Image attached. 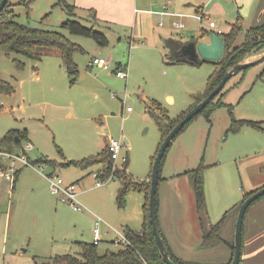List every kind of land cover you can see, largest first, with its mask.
I'll list each match as a JSON object with an SVG mask.
<instances>
[{
	"label": "rangeland",
	"instance_id": "1",
	"mask_svg": "<svg viewBox=\"0 0 264 264\" xmlns=\"http://www.w3.org/2000/svg\"><path fill=\"white\" fill-rule=\"evenodd\" d=\"M180 1L137 0L138 9L151 10L135 29L97 19L95 10L79 4V0H9L17 22L60 32L83 51L73 54L76 75L66 72L58 52L40 61L0 55V78L15 88L10 95H0V138L10 129L24 132L26 138L11 152H25L35 164L26 166L15 159L12 166L17 178L12 183L0 174V264H48L55 255H74L80 242H91L98 218L102 220L101 254L115 249L110 243L115 234L112 229L122 231L127 225L134 231L142 228V205L146 201L142 193L128 191L125 206L120 208L117 194L121 178L115 176L97 186L94 173L102 169L100 164L82 169L63 163L96 156L112 137L124 145L116 168L124 165L121 157H126L128 181L149 182L164 138L153 117L179 121L196 104L195 96L205 94L206 80L214 70L208 61L192 65L171 56L175 42L185 37L182 31L190 29L194 39L204 41L206 33L201 32L209 29L210 20L224 33L230 31L232 23L242 21L240 41L246 29L264 24V13L252 19L258 0H192L208 18L195 17L200 12L187 13L193 17L177 18L184 24L183 29L177 28L172 24L175 18L160 15V11H165L164 3L170 12L180 10ZM68 20L93 28L105 40L71 33L64 26ZM241 45L235 42L230 51ZM95 56L107 60L109 68L89 66ZM14 57L22 67L16 65ZM117 66L126 70V78L115 75ZM214 102L223 103L209 113H199L173 139L159 175L160 232L177 257L193 264L230 257L226 244L200 248L208 229L202 224H207V218L211 224L218 222L244 194L250 196L264 187V61L233 75ZM38 158L51 160L52 165L37 163ZM0 164L5 171L12 159L0 155ZM195 169L203 176L206 204L202 211L197 208L189 180ZM49 173L76 185L82 210H74L49 191ZM237 213L230 215V242H234Z\"/></svg>",
	"mask_w": 264,
	"mask_h": 264
},
{
	"label": "trees",
	"instance_id": "2",
	"mask_svg": "<svg viewBox=\"0 0 264 264\" xmlns=\"http://www.w3.org/2000/svg\"><path fill=\"white\" fill-rule=\"evenodd\" d=\"M15 16L16 15L13 4H11L8 0L4 8L0 11V55L4 54L8 57H10L11 55H19L25 58L40 61L44 56L50 55L53 52H58V55L61 59V65L65 68L66 72L69 75L78 74V66L73 60V54L77 51H83L79 44L69 40V38H67L60 32L34 28L28 25L21 24L16 21ZM64 26L68 28L73 34L93 37L96 39H100L101 42L105 40L102 33L95 31L93 28L83 26L79 21L68 20L64 23ZM242 30V21L232 23L230 31L228 33H224L222 31V33L220 34L224 40V56L221 57V59L217 62L202 60L211 62L214 65V70L206 80L205 94L202 97L195 96V98H197V102L204 98L218 84L227 69H229L236 63L243 61L244 57L264 50V24H262L246 29L243 32L244 37L241 47L232 49L230 51V47H232V45L236 42L237 36ZM201 33L207 34L208 31L203 29ZM13 61L18 67H22L23 63L17 57H14ZM118 67L119 66H117L115 70ZM14 91L15 88L10 81L0 78V95H10ZM214 99L215 98H213V100H211L209 104L203 109L202 112L204 114L206 112L209 113V111L213 107H216L220 103H223H215ZM153 119L164 137L178 122L177 121L173 123V121L167 116L164 120L161 116H154ZM251 124L256 125V123L252 122ZM16 136L19 137L18 141H15ZM24 137L26 138V134L24 132L20 133L17 129H10L3 137L0 138V152L12 151L13 147L15 145H18L20 140ZM37 163H47L52 165L51 160H44V158H38ZM96 163L102 166V169H98L101 179H105L106 176L111 174L112 160L110 159V153L106 144H104L101 152L96 156H91L83 160H67V162L63 163V165L80 166L82 169H86L88 167L96 165ZM126 163L127 162H125L121 168L115 169L112 176H116L122 179V187L118 190L117 194L118 206L120 208H123L125 206L126 194L128 191H136L142 193L146 199L142 207L144 217L142 229L140 231H134L129 228L125 229L126 235L131 241V246L106 249V251L101 254L98 251V245H95L92 242H80L79 251H77L76 254L71 255L65 253L55 255L52 258V262L48 264H165L158 252L154 235L151 230V224L149 222L148 201L150 183L147 181L135 184L130 183L128 181V175L126 172ZM0 167H2L1 164ZM189 180L194 186L197 208L199 211H202L203 209H205L206 204L205 195L203 192L202 173L198 169L193 170L189 174ZM248 196L249 194H244L242 201L228 209L218 222L211 224L209 223V220L207 218L206 222L208 225V229L204 230L200 242V248L215 247L223 242L224 239L221 236L222 225L231 214L234 215L235 212H238L241 203ZM263 197L264 195L252 202L251 205L262 199ZM200 219H202V217ZM202 227H205L204 222L202 224ZM164 244L172 260L179 264H189L173 255L170 252L166 241H164ZM229 245L233 254V242L231 241Z\"/></svg>",
	"mask_w": 264,
	"mask_h": 264
},
{
	"label": "water",
	"instance_id": "3",
	"mask_svg": "<svg viewBox=\"0 0 264 264\" xmlns=\"http://www.w3.org/2000/svg\"><path fill=\"white\" fill-rule=\"evenodd\" d=\"M8 0H0V11L4 8ZM204 41H198L194 38L187 39L185 41L177 40L175 42L176 49L171 51V56L177 61L186 64H199L202 60L219 61L224 51V40L221 35H217L214 32H208ZM264 61V51L256 58L243 60L229 69L223 74L218 84L200 101H198L169 131L164 137L157 154L155 156L152 172L150 176V189H149V222L151 224V230L154 235L155 243L158 252L165 264H179L176 263L169 256L165 244L163 242L160 227L157 218V191L159 184V172L161 168L162 159L165 156L167 148L172 143L175 136L184 128V126L190 122L195 116H197L203 109L209 104L213 98L222 90L227 81L233 76L252 65L258 64ZM19 137H15V141H18ZM264 195V187L254 192L252 195L244 199L241 203L237 218L235 221L234 229V251L231 262L229 264H239L242 251V228L243 219L247 208L256 199Z\"/></svg>",
	"mask_w": 264,
	"mask_h": 264
},
{
	"label": "crops",
	"instance_id": "4",
	"mask_svg": "<svg viewBox=\"0 0 264 264\" xmlns=\"http://www.w3.org/2000/svg\"><path fill=\"white\" fill-rule=\"evenodd\" d=\"M80 3L84 7L93 8L95 10L94 13H95V16L97 19L110 20V21H114L116 23L123 24V25H131L132 27L135 26V29L138 27V25H140V23L142 24V22L144 21L145 13L150 14V10H151V9H138L137 8V4H138L137 0H79V4ZM180 3L182 5L180 7L181 9L176 10L174 12L168 11V9L166 7L167 3H164L165 11L169 12V13L182 14V16H180V17H183V16L193 17V15H188V14H192V12H194V13L201 12V13L207 15L203 11V8L200 7L199 3L196 5V1L181 0ZM155 5L156 4H154V6ZM194 5H195V7H193L194 10H192L191 12L188 11L190 9L188 7L194 6ZM140 11L142 12V14H139ZM145 11H148V12H145ZM258 13H259V16H262V14L264 13V0H258L257 1L255 8L253 10V13H252V17H253L252 19H255L256 16L258 15ZM160 15H167L169 17H174L175 20L172 22L173 25H174V22H181L180 19H177V18H180L179 16H175V15H171V14H161V13H160ZM160 25H161V22H160ZM177 28L183 29L184 26L183 27H177ZM205 30L210 32L209 29H205ZM182 32L184 33L185 37L180 38L179 40L185 41L187 39L193 38L192 35H190L193 32L192 30H190V29L186 30L185 29ZM238 38H239V35L236 39V43L239 44L242 42L243 36H242V39L240 41H238ZM259 55H255L253 58L258 57ZM95 57H97V56H95ZM98 67H100V66H98ZM49 174H51V173H49ZM16 178H17V175L15 176L14 180H16ZM77 192H78V190H77ZM142 207H143V205H142ZM142 212H143V209H142ZM230 219L231 218L229 216L226 219L225 223L222 225L221 236L224 240L219 245L226 244L228 247H230V245H229V243H230L229 231H230V227H231L230 226L231 225ZM143 220H144V217H142V225H143ZM206 225L207 224H205V226ZM128 228L133 230V228H131L130 226L127 225L126 229H128ZM234 229H235V225H234ZM161 235L164 239H166V237L164 236V234H162V232H161ZM111 240H112V238H111ZM166 241H167V245L169 247L170 252L176 256V254L173 252V250H171L172 245H170V242L167 239H166ZM219 245H217L215 247L207 248V249H214V248L218 247ZM230 250H231V248H230ZM232 255L233 254L231 252L230 257H227V259L224 261L211 260V261H205L203 264H229L231 262ZM177 258H179V259H181L187 263L189 262V260L186 258H182V257H177ZM189 264H193V263H189ZM195 264H198V263H195ZM239 264H264V197L262 199L258 200L256 203H254L250 207H248L246 212H245V216L243 219V230H242V251H241V258H240Z\"/></svg>",
	"mask_w": 264,
	"mask_h": 264
},
{
	"label": "built area",
	"instance_id": "5",
	"mask_svg": "<svg viewBox=\"0 0 264 264\" xmlns=\"http://www.w3.org/2000/svg\"><path fill=\"white\" fill-rule=\"evenodd\" d=\"M160 13L161 14H171V15H175V16H179V17L182 16V14L169 13L166 11H161ZM195 17H197L198 19H203L204 17L208 18L207 15H205L201 12L199 14L195 15ZM174 25L176 27H183L184 26V24L182 22H174ZM208 28L211 32H214L217 35H220L222 33V30L220 28H218L216 23L212 20H210L208 22ZM94 65L100 66V67L105 68V69L109 68L107 60H105L102 57H94L92 59V61L90 62L89 66H94ZM115 75L119 78H126V76H127L126 70L119 69V67H118L115 70ZM127 110H130V108H128ZM107 147H108V150L110 153V159L112 160L111 174L106 176L105 179H101L100 172L99 171L95 172L94 175L97 178V182H96L97 186H100L105 180L112 178L113 171L115 169H117L116 168V161L119 159L120 152H121L122 148L124 147V145L122 142L115 140L112 137H108ZM0 155H2L4 159L5 158L12 159L11 166L9 168H6L5 171L3 170V167H0V174L5 176V179L11 183H12V180L15 179L16 172H17L14 169V166H12V165H14L15 159L19 160L23 165H26V166L29 165L31 167H35V164H32L30 162L28 157L25 155V152H23L21 155H18V154L11 152V151H1ZM121 160L124 163V162H126L127 158L121 157ZM37 170H40V168H38ZM46 178L48 181V189L52 194L59 196L62 201L68 202V204L74 210H82L83 206L79 202V200L77 199V192H75V187H76L75 184H66L61 178H59L54 173L46 175ZM101 224H102V220L100 218L95 220L94 228L92 231L93 232L92 240H91V242L95 245H98L99 242L103 241L102 236H101V231H100ZM112 230L115 233L112 240L110 241L113 248L131 246V241L128 238V236L126 235L125 230H122V231L117 230V229H112Z\"/></svg>",
	"mask_w": 264,
	"mask_h": 264
}]
</instances>
